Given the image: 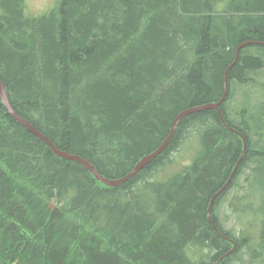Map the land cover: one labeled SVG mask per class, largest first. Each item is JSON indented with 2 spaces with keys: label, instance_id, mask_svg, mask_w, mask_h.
Instances as JSON below:
<instances>
[{
  "label": "trees",
  "instance_id": "1",
  "mask_svg": "<svg viewBox=\"0 0 264 264\" xmlns=\"http://www.w3.org/2000/svg\"><path fill=\"white\" fill-rule=\"evenodd\" d=\"M26 6L0 0L10 101L105 177L157 150L180 112L221 100L228 72L226 123L217 109L186 115L159 155L109 186L0 98V264H217L233 241L220 264H264V0Z\"/></svg>",
  "mask_w": 264,
  "mask_h": 264
},
{
  "label": "water",
  "instance_id": "2",
  "mask_svg": "<svg viewBox=\"0 0 264 264\" xmlns=\"http://www.w3.org/2000/svg\"><path fill=\"white\" fill-rule=\"evenodd\" d=\"M227 73L228 72H226L225 79H224V93H223V97H222V99L219 102H213V103H209V104H205V105H201V106L192 107V108H189L187 110H184V111L180 112L176 116V118H175V121H174L173 126H172V128L170 130L169 135L167 136V138L165 139V141L160 145V147L157 150H155L153 153H151V154L143 157L142 160H140L136 164V166L128 174H126L122 178H118V179H110V178L105 177L88 160L84 159L83 157H81L79 155L70 154V153H68V152H66L64 150L59 149L55 145V143L48 136H46L45 134H43L41 131H39L37 128H35L28 120H26L25 118H23L16 111V109L13 107V105H12V103L10 101V98H9V94H8V91H7V87H6V85L4 84V82H3V80L1 78H0V98H1V101L4 103V105L8 108L9 112L19 122H21L25 127H27L34 134H36L42 140H44L52 148V150L57 155H59V156H61L63 158H66V159L76 160V161L82 163L88 170H90L92 173H94V175L96 176L97 179H99L100 181H102L106 185L116 186V185H119V184L123 183L124 181L130 179L131 177H133L138 171H140L143 167H145L149 162H151L157 155H159L168 146V144L170 143V141H171V139H172V137H173V135L175 133V130H176V127H177L179 121L183 117H185L186 115H188L190 113L197 112V111H202V110H207V109H217L221 113L220 102L223 101L226 98L227 93H228ZM245 149H246V145H245ZM235 170H236V168L234 169V172H235ZM231 178H232V176L230 177V179ZM226 186H227V184H226ZM226 186H224L218 193H220L222 190H224V188ZM214 199H215V197H213L211 199L210 207H209V210H208V217H209L212 225L214 226L215 230L217 232H220L219 231V228H218L217 224L214 222L213 217H212V214H211V208L213 206ZM51 206H52V208H54V205L53 204ZM223 237L226 238V236H224V235H223ZM233 242H234V247L229 252H227L224 256H222L219 259V261H218L217 264H220L221 263V260H223L226 256L234 253L237 250L238 244L235 241H233Z\"/></svg>",
  "mask_w": 264,
  "mask_h": 264
},
{
  "label": "rangeland",
  "instance_id": "3",
  "mask_svg": "<svg viewBox=\"0 0 264 264\" xmlns=\"http://www.w3.org/2000/svg\"><path fill=\"white\" fill-rule=\"evenodd\" d=\"M60 0H26L27 6H26V14L28 16H36L39 14H42L50 9H52L55 5L59 3ZM238 194L236 192L235 188L231 191V193ZM232 195L228 198V201ZM220 216L221 221L224 223L227 229L231 228L233 226L232 224L236 223L235 219L236 216L233 214V207L227 206L225 204L224 206H221L220 210ZM227 218L228 220H225ZM210 220V219H209ZM211 222V221H210Z\"/></svg>",
  "mask_w": 264,
  "mask_h": 264
},
{
  "label": "bare ground",
  "instance_id": "4",
  "mask_svg": "<svg viewBox=\"0 0 264 264\" xmlns=\"http://www.w3.org/2000/svg\"><path fill=\"white\" fill-rule=\"evenodd\" d=\"M222 99V98H221ZM220 101V100H219ZM218 101V102H219ZM224 101V100H223ZM223 101H221L220 102V104H222V102ZM203 105H205V104H203ZM201 106V105H200ZM196 107V106H195ZM218 111V110H217ZM218 113H219V115H220V117H221V120L224 122V123H226V121H225V118H224V115H223V112H222V110H221V113L218 111ZM174 121H175V119H174ZM174 121H173V123H174ZM172 126H173V124H172ZM172 126H171V128H172ZM178 126V125H177ZM177 128V127H176ZM244 138V137H243ZM165 141V140H164ZM244 144L246 145V141H245V138H244Z\"/></svg>",
  "mask_w": 264,
  "mask_h": 264
}]
</instances>
